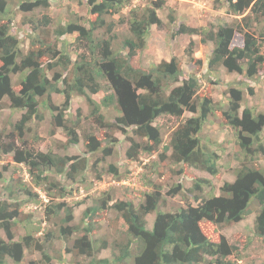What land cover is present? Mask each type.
<instances>
[{"label":"trees","instance_id":"1","mask_svg":"<svg viewBox=\"0 0 264 264\" xmlns=\"http://www.w3.org/2000/svg\"><path fill=\"white\" fill-rule=\"evenodd\" d=\"M11 1L0 0V112L5 109L6 98L9 108L25 112L12 124L7 141L0 139V150L4 154H13L14 161L27 164L29 173L38 186H42V183L49 179L48 171L51 169L74 177L79 169L87 168L88 158L61 155L53 150L43 152L38 145H30L25 136L29 122L44 118L40 112V98H43V105L53 116L52 123L55 127L51 133L62 128L68 144L79 143L80 121H69L66 118L75 95L86 97L92 107L90 115L101 127L118 126L126 134L125 137L130 143L126 154L130 160H138L142 149L149 153L160 151L163 138L160 127L155 124L159 117H182L186 111L197 113L174 127L170 142L164 145L159 153L160 160L171 158L174 162H184L208 170L213 175L217 174L218 155L203 148L199 133L208 117L221 109L211 97H199V78L196 74L186 75L174 57L155 63L149 68H143L133 61L138 49L144 46L150 28L153 25L164 26L158 10L164 7L166 0H151L142 12L132 10L128 23L133 37L123 40L124 46L128 48L126 54L114 49L110 38L115 37V34L96 41L94 31L106 23L105 16L117 13L128 0H86L94 17L89 19L90 27L72 20L60 24L54 30L57 39L63 35L77 33V49L86 48L83 52L79 51L74 61L65 49L60 50L58 45L46 43L38 38V31L45 30L53 23V18L46 13L30 20L36 34L31 37L28 51L23 52L19 38L11 32L12 18L8 14ZM49 1L22 0L20 7L22 11L30 12L39 7L48 8ZM224 4L228 13L236 19L232 23H221L210 30L182 23L174 35L196 34L201 36L202 42H214L208 59V70L222 65L228 72L245 74L248 78L247 83H242L245 86L237 84L229 87V103L225 115L229 125L236 132L239 146L245 152L246 162L253 165L244 164L240 167L235 179L225 181L220 186V193L211 197L201 196V192L205 186L212 185V182L208 178H197L187 193L199 203L194 205L189 194L183 195L185 206L177 211L160 209L163 197L160 187L149 192H140L144 201L139 206L132 200L113 201L110 196L102 201L100 199V203L88 206L84 210V219L96 212L106 214L108 208H111L118 212L119 217L109 218L110 225L114 229L118 228L119 218L124 219L128 225L127 240L115 244L117 251L113 259L99 258L97 264H233L228 257L238 253L237 245L224 234L217 238L211 226L219 229L227 224L240 222L248 215L249 204L253 198L260 205L255 216L254 233L264 237V168L256 161L258 156L264 154V142L261 138L264 114H256L251 106H246L241 111L246 94L254 93V78L264 70V0H224ZM173 20L174 17L171 16V21ZM106 26L107 31L111 32L115 24L109 22ZM259 26L256 35L253 28ZM237 32L243 36L241 45H233ZM83 39L88 44L80 43ZM194 52V43L191 41L186 48L187 61L199 65L202 59L196 58ZM45 57L49 58L47 63L43 61ZM56 66H62V70H57ZM52 70H55V73L50 76L49 71ZM15 74H22L19 90L14 88ZM100 79H106L113 91L103 96L101 101H97L93 97L102 90ZM55 94L64 96L61 105L53 99ZM112 104H116L120 112L114 116L112 122H107L101 105L109 107ZM126 127L132 128L131 134ZM141 139L143 144L139 141ZM105 140L107 145L103 147L102 137L86 133V151L92 153L103 147L104 154L111 156L114 143H111L107 136ZM19 141L23 144L20 145ZM110 168L117 170L112 163ZM1 179L3 173L0 171ZM49 185L47 191L50 196L64 195L65 188L59 187V183L57 185L51 180ZM53 188L56 189L55 192L51 191ZM23 189L31 198L38 196L26 184ZM179 189L181 187L178 184L172 191ZM12 193L13 188L8 191L7 197L0 195V230L5 233V236H0V264H20L25 248L42 252V264H54L45 248L47 240L41 241L30 230L33 214L25 212L21 202L12 198ZM80 204L81 201L76 203ZM45 205L47 218L55 216L62 209L65 210V216L61 217V220L66 222L67 226L62 225L60 232L66 239L72 236L75 227L70 223L74 219V206L65 201L55 203L52 199ZM157 209L159 211L153 225L149 227L146 216ZM19 224L28 230L17 239L15 227ZM53 237L54 233L48 231L47 238L50 240ZM96 242L97 240L92 238L91 227L87 225L66 249L74 255H92L93 252H99L108 246L105 239L101 245ZM32 263L33 261L30 262Z\"/></svg>","mask_w":264,"mask_h":264},{"label":"rangeland","instance_id":"2","mask_svg":"<svg viewBox=\"0 0 264 264\" xmlns=\"http://www.w3.org/2000/svg\"><path fill=\"white\" fill-rule=\"evenodd\" d=\"M21 2L22 0H12L8 5V14L12 18L11 32L19 38L23 52L28 51L31 37L36 34L30 20H35L45 13L53 18V23L45 30H39L38 38L43 39L46 43L58 45L60 50L65 49L73 61L77 58L79 51L83 52L85 50L86 47L81 50L77 49L75 43L77 33L63 35L57 39L54 30L60 24H66L72 20L90 27L91 22H89V19L94 17L89 11L86 0H50L48 8L39 7L30 12L21 10ZM150 3L151 0H128L117 13L105 16L106 23L102 27H97L94 31L96 41L110 38L112 34H115V37L110 38L114 49L126 54L128 48L124 46L123 40L133 37L128 23L131 12L134 9L142 12ZM158 13L165 23L164 26L157 27L153 25L150 28L145 37L144 46L138 49L133 61L143 68H149L155 63L162 60H171L174 57L181 64L186 75L196 74L201 85L198 91L199 97H211L217 107L221 109L208 117L199 133L203 148L210 152H216L218 155L216 160L218 172L213 175L208 170L184 162L177 163L172 161L171 158L160 160L159 153L162 151L163 146L170 142L174 127L197 113L186 111L182 117L170 115L159 117L155 124L160 127L163 138L160 151L149 153L142 149L138 160H130L126 154L130 144L125 137L126 134L118 126L101 127L97 120L90 115L92 107L85 96L75 95L72 99V106L66 114L69 121H80L78 127L80 142L77 144L67 143L66 133L62 128H58L55 133H51V130L55 127L52 123V112L43 105V98H40L42 107L40 112L43 113L44 118L42 120H32L26 127L25 136H27L29 144L38 145L43 152L53 150L61 155L86 157L88 158L87 168L79 169L74 177H68L51 169L48 171L49 179L43 182L42 186H38L32 179L27 164L14 161L13 154H4L0 150V171L3 173V179L0 180V195L7 197L8 191L13 188L12 198H16L21 202L25 212L33 214L30 230L41 241L47 240L45 248L54 264H97L99 258L108 257L113 259L117 251L115 244L127 240L128 225L124 219L119 218L118 228L114 229L110 225L109 218L114 219L119 215L116 210L111 208H108L106 214L96 212L84 219V210L88 206L96 204V202L100 203L107 196H110L113 201L120 199L132 200L139 206L144 201V196L140 192H149L160 187L163 193L160 209L177 211L185 206L183 195L189 194L187 193L188 188L193 186L197 178H208L212 182V185L205 186L201 192V196L211 197L213 194L218 195L220 193V186L225 181L235 179L237 170L240 167L244 164L253 165L251 162H246L245 152L239 146L236 132L229 125L225 115V111L228 110L229 87L231 85L237 86V84L245 86L242 83H247L248 78L245 74L228 72L222 65H218L214 70H208V59L211 56L214 42H202L201 36L196 34L174 35L175 30L182 23L210 30L221 23H232L236 19L228 13L224 0H166L164 7L158 10ZM171 16L174 17L173 21H171ZM109 22L115 24L111 32L107 31L106 26ZM259 28L260 26L253 28L256 35H258ZM191 41L194 43V56L202 59V63L199 65L187 61L186 48ZM80 43L88 44L85 39L81 40ZM242 43L243 36L240 32H237L233 45H241ZM48 60V57L43 59L45 63ZM56 68L62 70V66H56ZM54 73L55 70L49 71L50 76H53ZM21 76L22 74L13 75V84L16 90L21 88ZM100 81L103 86L102 90L98 94H94L93 97L97 101H101L103 96L113 91L106 79H100ZM252 84L254 93L246 94L241 111L246 106H251L256 114H264V70L254 78ZM53 99L59 105L64 102V96L61 94H55ZM4 106L5 109L0 112V139L7 141V134L10 132L12 124L21 118L25 110L9 108L7 98L4 100ZM101 111L104 113L107 122H112L115 119L114 116L120 112L116 104L109 107L101 105ZM126 128L131 134L132 128ZM86 133H94L102 137L104 139L103 147L107 145L105 137H109L111 143H114L113 154L106 156L103 147L92 153L86 151L84 146V135ZM261 138L264 142V128L261 132ZM139 141L143 144L142 139ZM19 143L20 145L23 144L21 141ZM256 161L264 168V154L258 156ZM111 163L117 167V170L114 171L110 168ZM51 180H54L57 185L59 183V187L63 186L65 188L63 196L49 195L47 189ZM24 184L38 196L31 198L23 189ZM178 184L181 189L173 192L172 189ZM51 191L55 192L56 189L53 188ZM189 197L194 205L199 203L192 195L189 194ZM51 199L55 203L65 201L74 206V219L70 224L75 227V233L68 236L67 239L60 232L62 225L67 226V223L61 220V217L65 216V210L62 209L50 218L46 217L45 204L51 202ZM78 201H81L82 204L76 205ZM249 207L248 215L240 222L227 224L219 229L216 226H211L215 230L217 238L220 234H224L237 245L238 253L228 257V260L233 264H264V237L257 236L254 233L255 216L260 209V205L253 198ZM158 211L159 209L146 216L149 227L153 225ZM87 225L92 229V238L97 240L96 244L101 245L102 240L105 239L108 246L99 252H93L92 255H74L66 248L75 237L82 233ZM27 230L22 224L16 226V238L18 239L24 235ZM48 231L54 233V237L50 240L47 238ZM0 236H5L4 231L0 230ZM134 250L136 251V249ZM42 254V252L33 248H25L20 264H30L31 261H33L32 264H42ZM129 263H131L130 260Z\"/></svg>","mask_w":264,"mask_h":264},{"label":"crops","instance_id":"3","mask_svg":"<svg viewBox=\"0 0 264 264\" xmlns=\"http://www.w3.org/2000/svg\"><path fill=\"white\" fill-rule=\"evenodd\" d=\"M98 94V93H97Z\"/></svg>","mask_w":264,"mask_h":264}]
</instances>
